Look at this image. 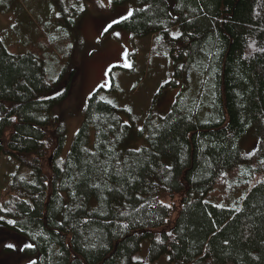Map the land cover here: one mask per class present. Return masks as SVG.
Listing matches in <instances>:
<instances>
[{
  "label": "trees",
  "instance_id": "1",
  "mask_svg": "<svg viewBox=\"0 0 264 264\" xmlns=\"http://www.w3.org/2000/svg\"><path fill=\"white\" fill-rule=\"evenodd\" d=\"M39 1L29 56L0 54V158L17 161L0 222L17 221L8 226L33 245L25 253L36 264H135L150 240V258L168 254L169 264H264V0H174V13L169 0H112L136 2L115 25L152 38L150 54L173 64L166 86L178 93L164 117L146 116L142 145L122 151L134 125L119 115L117 86L100 87L66 153L68 128L54 108L71 81L56 88L76 65L64 43L97 4ZM33 64L45 83L34 90ZM252 127L258 147L246 153L240 140ZM239 175L255 181L239 208L204 200Z\"/></svg>",
  "mask_w": 264,
  "mask_h": 264
},
{
  "label": "rangeland",
  "instance_id": "2",
  "mask_svg": "<svg viewBox=\"0 0 264 264\" xmlns=\"http://www.w3.org/2000/svg\"><path fill=\"white\" fill-rule=\"evenodd\" d=\"M29 1L3 0L0 2L2 11L0 25L1 29L3 28L0 30V38L3 39L11 53L25 49L18 43V39H26L20 34L32 29L28 27L27 19L33 18L39 21L37 10H39L40 1L33 3V7L30 6ZM95 1L97 5L91 6L90 10L78 21L79 36L75 40L67 39L64 43L66 52L73 49L72 58L76 65V70H73V67L68 69L62 82L56 88L57 93L63 92L67 82L71 81L69 96L54 108V113L61 117L68 128L65 153L82 124L86 103L101 85L104 87L117 86L118 94L122 95L117 103L119 115L123 122L134 125L128 140L122 146V151L139 148L142 145L143 138L137 134V131L146 125V116H152L155 121L164 117L172 108L178 93V87L166 86L168 79H172L175 75L173 64L166 62L162 57L154 59L150 54L152 38L134 36L129 30L117 27L114 23L126 15L129 9H134L137 6L136 2L117 5L113 1L109 3V0ZM169 2L171 12L174 13V0H169ZM110 24L111 28L108 27ZM174 30L179 31L178 27ZM117 32L120 33L119 36L115 34ZM66 59L71 61L69 57ZM181 65L182 61L179 63V66ZM116 66L126 69L114 68ZM53 69L51 67L50 73L57 78L58 70ZM72 71L74 74H71ZM44 86L45 83L36 78L35 64H33L32 89ZM23 92L12 91L11 93ZM113 98L114 94H108V100ZM259 138L260 135L256 128L252 127L241 138L240 145L246 153H252L258 147ZM92 139L94 140V135ZM16 168V159L8 154H2L0 158V196L2 188L15 173ZM254 183L255 181H248L243 175L228 178L226 190L215 188L203 197L204 200L216 205L237 209L241 205L242 197L248 189L254 186ZM198 196L197 194L196 197ZM142 242L141 250L134 256L135 264H169L168 254H164L158 260H152L149 254L151 241ZM8 243H13L16 247L9 249L6 247ZM25 244H30V241L23 234L21 235L8 224L0 222V264H29L33 258L25 253Z\"/></svg>",
  "mask_w": 264,
  "mask_h": 264
},
{
  "label": "snow or ice",
  "instance_id": "3",
  "mask_svg": "<svg viewBox=\"0 0 264 264\" xmlns=\"http://www.w3.org/2000/svg\"><path fill=\"white\" fill-rule=\"evenodd\" d=\"M0 2H3V0H0ZM109 3H112V0H109ZM72 7L75 8L76 5L73 4ZM78 10H79V11H83V10H84L83 6H81ZM145 10H146V9H143V8L140 9V11H145ZM135 11H136V9H129V10L127 11V14L124 15L123 17H121V20H127V19H129L130 17H132V16L134 15V12H135ZM57 15H59V13H57ZM119 22H120V21H114V23H119ZM108 27L111 28L112 25L110 24ZM105 31H107V29H105ZM115 34H116L117 36L120 35L119 32H117V33H115ZM65 35H67V33H65ZM179 35H183V34L180 33ZM173 36H174V38H178V35H177V34H173ZM126 66L130 67V65H126ZM101 87H104V85H101ZM58 95H60V93H58ZM107 103H108V104H112L113 102H112L111 100H109V101H107ZM129 111H130V109H129ZM3 119H4V117H3V116H0V121H2ZM15 119H16V118H15L14 116L11 117V120L15 121ZM125 123H127V122H125ZM157 127H158V126H157ZM139 131L143 132L144 129L141 128V129H139ZM132 151H134V152H140V151H142V149H133ZM93 155H95V153H93ZM94 187L99 188L100 185L97 184V185H94ZM166 207H171V206H170V205H166ZM0 210L7 211V209H3L2 206H0ZM121 215H124V213H121ZM3 219H4V217H3V216H0V220H3ZM6 223H7V224H10V225H16V224H17V221H16V220L9 219V220L6 221ZM123 227H124L125 229H127L128 225H127V224H124ZM168 235L171 236L172 233H168ZM160 242L163 243V241H160ZM6 247L9 248V249H13V248H15L16 246H15L13 243H8V244H6ZM24 247H26V248H32L33 245H32V244H25ZM92 247H95V245H92ZM30 264H36V262H35V261H30Z\"/></svg>",
  "mask_w": 264,
  "mask_h": 264
},
{
  "label": "crops",
  "instance_id": "4",
  "mask_svg": "<svg viewBox=\"0 0 264 264\" xmlns=\"http://www.w3.org/2000/svg\"><path fill=\"white\" fill-rule=\"evenodd\" d=\"M29 4L30 6L33 7V0H30L29 1ZM2 11L0 10V13ZM33 12V11H32ZM27 24H29L28 27H32L31 30H28L27 32H25L24 34H20V35H24V38L26 39H21L19 38V44L23 45V47H25L24 50H21L19 52H10L9 49L6 47L4 50H2V52H0V54H5L8 58H12V59H15V60H18V59H23L25 57H28V52H30L32 49H33V18L31 20H28L27 19ZM0 30H3V28L1 29V25H0ZM2 39V38H1ZM3 40V39H2ZM4 42V41H3ZM5 44V43H4Z\"/></svg>",
  "mask_w": 264,
  "mask_h": 264
},
{
  "label": "water",
  "instance_id": "5",
  "mask_svg": "<svg viewBox=\"0 0 264 264\" xmlns=\"http://www.w3.org/2000/svg\"><path fill=\"white\" fill-rule=\"evenodd\" d=\"M0 143H1V141H0Z\"/></svg>",
  "mask_w": 264,
  "mask_h": 264
}]
</instances>
